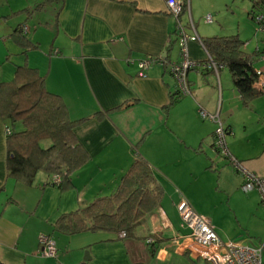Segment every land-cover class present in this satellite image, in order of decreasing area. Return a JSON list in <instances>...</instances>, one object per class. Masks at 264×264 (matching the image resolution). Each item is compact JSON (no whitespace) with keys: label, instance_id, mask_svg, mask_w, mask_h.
<instances>
[{"label":"crops","instance_id":"1","mask_svg":"<svg viewBox=\"0 0 264 264\" xmlns=\"http://www.w3.org/2000/svg\"><path fill=\"white\" fill-rule=\"evenodd\" d=\"M232 7V0H183L177 20L186 33L199 38L229 34L199 31L196 22L205 13L212 22L210 10L222 15ZM177 20L165 0H0V81L10 80L16 65L35 67L43 87L62 98L68 116L83 118L74 131L88 154L62 187L45 183L41 171L31 183L23 182L8 172L0 116V261L141 264V259L163 261L172 253L197 257L183 245L189 228L181 223L177 203L186 200L195 212H203L198 176L204 173V178L209 170L217 174L215 184L232 212L228 216L239 225L232 232L210 214L215 232L223 241L255 244L251 238L264 227V205L255 189L241 190L242 178L216 148L213 132L220 123L229 154L264 177V90L244 102L226 66L213 70L199 63L206 53L195 39L187 41V50L198 63L186 71L189 93L179 95L166 66L179 57L172 53L178 43ZM20 23L26 27L25 39L34 45H24L12 34ZM258 46L242 48L252 52ZM147 57L151 61L138 73V60ZM251 64L264 71V56L255 55ZM200 108L214 119L201 117ZM134 155L151 170L150 163L156 166L152 173L162 190L139 231L144 238L104 230H53L61 213L98 195L89 185L91 178L102 176L111 188ZM92 162L96 169L90 170ZM40 233L54 240V255L40 254ZM145 237L154 241L151 252ZM84 248L87 259L81 257Z\"/></svg>","mask_w":264,"mask_h":264},{"label":"trees","instance_id":"2","mask_svg":"<svg viewBox=\"0 0 264 264\" xmlns=\"http://www.w3.org/2000/svg\"><path fill=\"white\" fill-rule=\"evenodd\" d=\"M263 10L264 0H250L247 15L261 31L260 46L252 52L242 48L244 41L237 33L199 38L217 68L227 67L244 102L264 90L254 85L257 72L251 64L255 55L264 56V27L260 29L254 20V14ZM25 32V24L20 23L12 34L24 45H34L25 39ZM0 116L5 123L8 172L23 182L31 183L34 174L41 171L46 177L45 183L62 187L70 182L72 170L88 156L74 131V126L83 118L68 116L62 98L43 87V77L33 66L16 65L12 78L0 81ZM53 173L59 177L56 182L51 181ZM161 195L150 166L142 157L134 155L108 194L80 201L75 209L61 213L53 223V230L64 234L104 230L120 237L144 238L139 231ZM146 243L151 252L154 241ZM0 264L6 263L0 261Z\"/></svg>","mask_w":264,"mask_h":264},{"label":"built area","instance_id":"3","mask_svg":"<svg viewBox=\"0 0 264 264\" xmlns=\"http://www.w3.org/2000/svg\"><path fill=\"white\" fill-rule=\"evenodd\" d=\"M168 6V11L176 18L181 11L183 5L180 0H165ZM203 20L208 22L211 20L209 13L203 16ZM254 20L259 23L260 29L264 27V10L254 14ZM176 35L178 40V54L177 60H173L167 63V70L174 78V84L176 92L179 95H185L189 93V86L186 79L187 69L197 64L196 60L189 57L187 50V41L197 39L199 37L195 33H186L179 21L176 23ZM150 58H143L138 60V73H142V69L147 67ZM203 67L210 68L213 70L217 69L215 63L206 54L203 62H199ZM257 78L254 85L258 88L264 89V71H258ZM201 117H209L214 119L213 114H208L204 109L198 110ZM214 143L218 151L223 154L229 161V163L235 168L242 176L240 188L242 191H248L255 189L258 194L261 203L264 205V177L258 176L255 173L247 170L241 161L237 160L229 154L225 148L223 141V129L220 123L214 129ZM51 181L56 182L59 180L57 174H52ZM178 214L181 223L189 228V232L184 236L183 245L189 250V252L197 257L204 258L210 261L211 264H264L262 258V249L264 244H254L251 242H232L223 241L219 238L215 232L209 219L204 215L195 212L186 200H180L177 203ZM163 226H167L164 221ZM123 232H120L122 235ZM40 248L38 249L40 254L43 255H54L56 252L54 240L49 234L40 233L37 236ZM147 238L146 241H150Z\"/></svg>","mask_w":264,"mask_h":264},{"label":"rangeland","instance_id":"4","mask_svg":"<svg viewBox=\"0 0 264 264\" xmlns=\"http://www.w3.org/2000/svg\"><path fill=\"white\" fill-rule=\"evenodd\" d=\"M232 6V11H230V9H227L223 12L222 15L219 14L218 10H210L213 19L212 22H206L203 20L202 17L197 16L199 18V21L196 22V24L199 25L197 26V28L201 27V30L199 31H203L205 33H214L213 31H219L221 33H237L238 37L240 35L241 39L244 41L243 45L247 44L250 49L254 48L255 45L258 46L261 43V31L256 28V24L254 23L252 18L248 19L245 13V11L248 10L250 7V0H232ZM217 22L220 23V26L217 25ZM172 53L173 55H177L178 53L177 41L173 43ZM150 165L152 166V170L155 175L157 172L156 166L152 163H150ZM128 166L129 164H127V167ZM89 169H96L94 162L90 163ZM101 173L105 175L104 173L106 172L102 170ZM203 175L204 173L199 174L198 176V180L200 179L198 183H200L202 186L200 190L201 197L203 199L201 201L205 207L203 208V212H201V215L208 217L211 214L217 219L221 220L223 225H227L228 230L232 232H237L239 230V225L236 224V221L232 216H228L232 215V212H229L225 208V195H222L220 193V190L215 184V180L217 178L216 172L213 170H209L207 176L203 178ZM101 177L102 176L91 178L92 180L90 181L89 185H93V191H96L98 195L108 194L113 189L115 183L111 188H109V180ZM92 195H94V192H89L88 196ZM178 196L183 197L184 195L180 194ZM178 196L177 198H179ZM219 198L222 200V202L219 200ZM254 235L255 236L251 239L255 242V244H264V227L262 228L259 234ZM85 250L87 249L84 248L82 250L81 257L84 256ZM261 255L264 259V246ZM141 261H143L141 264H211L210 261L201 257L191 258L185 255H179L175 253L170 254V257H167L163 261L154 258L150 260L141 259Z\"/></svg>","mask_w":264,"mask_h":264},{"label":"water","instance_id":"5","mask_svg":"<svg viewBox=\"0 0 264 264\" xmlns=\"http://www.w3.org/2000/svg\"><path fill=\"white\" fill-rule=\"evenodd\" d=\"M84 253L86 254V256H83V259H87L89 257V255L87 254L88 253L87 250H85Z\"/></svg>","mask_w":264,"mask_h":264}]
</instances>
